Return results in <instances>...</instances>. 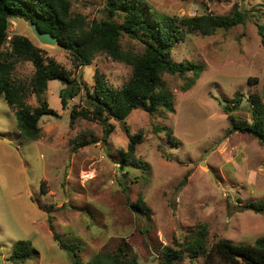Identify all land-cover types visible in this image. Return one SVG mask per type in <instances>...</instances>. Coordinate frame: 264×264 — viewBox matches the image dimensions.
<instances>
[{
    "label": "rangeland",
    "instance_id": "rangeland-1",
    "mask_svg": "<svg viewBox=\"0 0 264 264\" xmlns=\"http://www.w3.org/2000/svg\"><path fill=\"white\" fill-rule=\"evenodd\" d=\"M146 1L177 16L224 14L234 6L247 13L244 22L228 29L187 31L172 46L174 60L200 63L201 71L185 90L190 69L161 75L173 110L135 107L127 115L129 131L142 135L135 152L139 166L117 165L118 149L128 141L118 120L110 119L114 129L106 139L97 121L76 117L70 122V108L83 93L62 107V80H48L46 97L56 113L40 116L37 139L19 131L15 112L0 93V264H75L71 252L52 237L49 222L63 240L78 243L84 262L122 245L129 258L134 254L143 264H164L165 245L178 247L177 241L197 234L202 225L207 247L220 237L253 242L264 235V209L246 205L264 199V144L232 125L250 120V93L264 102V0ZM70 6L86 20L104 17V0H71ZM9 21L5 45L12 33L28 36L90 88L96 69L115 87L130 74V65L103 52L89 64L74 66L67 49L39 41L27 20L13 16ZM120 40L123 48L142 49L138 38L123 34ZM32 71V63L21 60L12 76L28 83ZM236 91L243 98L234 107L226 98ZM26 92V101L35 106V95ZM82 140L88 142L80 145ZM139 200L145 212L135 206ZM19 239L30 240L32 251L23 262H12L7 257ZM204 255L193 263L206 264ZM172 261L190 264V257L184 252Z\"/></svg>",
    "mask_w": 264,
    "mask_h": 264
},
{
    "label": "trees",
    "instance_id": "trees-1",
    "mask_svg": "<svg viewBox=\"0 0 264 264\" xmlns=\"http://www.w3.org/2000/svg\"><path fill=\"white\" fill-rule=\"evenodd\" d=\"M71 0H0V93L16 115V125L19 131L29 139H37L41 135L39 118L43 113H56L46 97L48 80L58 78L64 86L59 89L62 107L69 98L79 92L83 100L70 108V122L76 117L91 119L102 124L103 138L106 139L114 129L111 118L121 123L128 136L126 148H119L117 165L126 164L139 166L140 159L135 157L136 146L142 140L140 132L131 133L126 124V117L135 107H141L153 112L160 107L173 110L172 93L161 84L164 72L185 74L186 69L192 71L187 77L182 89L189 88L201 71V64L195 61L174 60L171 55L172 46L184 39L185 33L199 30L202 34H211L218 28L228 29L245 20L247 12L234 6L229 13L214 14L203 12L192 15H173L159 12L146 0H104V17L86 20L85 16L71 9ZM17 16L25 20L31 19L41 31H49L57 37V44L69 51L74 66L89 64L96 53L103 52L112 59L130 65L128 78L121 86L115 87L107 82L105 74L96 69L92 88L81 78H77L53 56L36 45L28 36L12 33L8 36L9 20ZM261 29V27H260ZM127 34L138 38L142 49L123 48L121 36ZM28 60L33 65V71L28 83L12 76L15 64ZM35 95L37 104L31 106L26 101V90ZM243 98V93L236 91L226 100L237 107ZM248 111L250 120L232 121L237 130L247 131L264 144V102L255 94L248 95ZM232 107V108H234ZM170 133V128H166ZM88 141H80V145ZM247 206L264 209V199L249 201ZM135 206L146 211L143 201ZM52 237L61 247L71 252L75 264H143L136 255L128 253L119 245L114 251H99L87 261H82L78 255V243L65 241L54 230ZM206 228L200 226L197 234L187 240L177 241L178 247L165 245L161 252L164 264H173L174 258H182L186 252L193 259L204 252V262L213 264H264V235L258 236L253 242H234L220 237L209 247L205 242ZM31 243L28 239H19L9 253L7 259L12 262H23L31 254ZM36 252V251H35Z\"/></svg>",
    "mask_w": 264,
    "mask_h": 264
},
{
    "label": "water",
    "instance_id": "water-1",
    "mask_svg": "<svg viewBox=\"0 0 264 264\" xmlns=\"http://www.w3.org/2000/svg\"><path fill=\"white\" fill-rule=\"evenodd\" d=\"M28 25L31 27L34 35L37 37V39L41 42L46 43H57V37L53 34H51L49 31H41L36 26V23L31 21V19H28Z\"/></svg>",
    "mask_w": 264,
    "mask_h": 264
}]
</instances>
